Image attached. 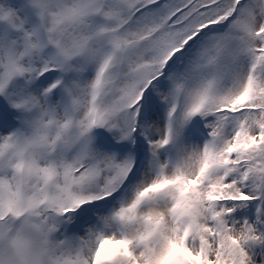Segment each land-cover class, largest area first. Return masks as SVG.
I'll list each match as a JSON object with an SVG mask.
<instances>
[{"label": "snow or ice", "instance_id": "obj_1", "mask_svg": "<svg viewBox=\"0 0 264 264\" xmlns=\"http://www.w3.org/2000/svg\"><path fill=\"white\" fill-rule=\"evenodd\" d=\"M0 264H264V0H0Z\"/></svg>", "mask_w": 264, "mask_h": 264}]
</instances>
